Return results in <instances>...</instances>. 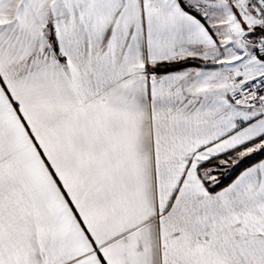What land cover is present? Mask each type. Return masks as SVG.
<instances>
[{"label": "snow or ice", "instance_id": "6c2138e0", "mask_svg": "<svg viewBox=\"0 0 264 264\" xmlns=\"http://www.w3.org/2000/svg\"><path fill=\"white\" fill-rule=\"evenodd\" d=\"M0 264H264V0H0Z\"/></svg>", "mask_w": 264, "mask_h": 264}]
</instances>
